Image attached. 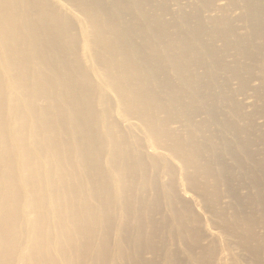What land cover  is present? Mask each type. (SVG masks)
Instances as JSON below:
<instances>
[{"label": "bare ground", "instance_id": "6f19581e", "mask_svg": "<svg viewBox=\"0 0 264 264\" xmlns=\"http://www.w3.org/2000/svg\"><path fill=\"white\" fill-rule=\"evenodd\" d=\"M0 264H264V0H0Z\"/></svg>", "mask_w": 264, "mask_h": 264}]
</instances>
